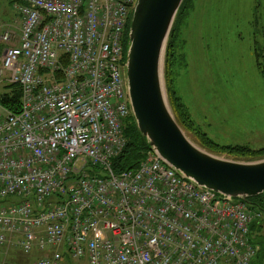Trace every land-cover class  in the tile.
Masks as SVG:
<instances>
[{"label":"built area","instance_id":"obj_1","mask_svg":"<svg viewBox=\"0 0 264 264\" xmlns=\"http://www.w3.org/2000/svg\"><path fill=\"white\" fill-rule=\"evenodd\" d=\"M137 0H16L22 19L0 44V248L35 264H253L248 204L198 187L152 149L137 169L112 159L132 113L124 43Z\"/></svg>","mask_w":264,"mask_h":264},{"label":"rangeland","instance_id":"obj_2","mask_svg":"<svg viewBox=\"0 0 264 264\" xmlns=\"http://www.w3.org/2000/svg\"><path fill=\"white\" fill-rule=\"evenodd\" d=\"M15 1L0 0V35L12 31L10 29L13 28L9 25L17 16L21 18L14 9ZM188 2V7L179 18L176 30L178 34L173 43V88L195 126L219 146L264 148V0ZM10 45L13 43L0 44V55ZM182 51L185 57L181 61L178 54ZM165 82L167 87L166 63ZM7 85V81L0 84V93L8 91ZM167 94L176 117L168 90ZM182 127L187 136L201 146L197 128L190 130ZM202 148L230 159H260H245ZM14 201L16 199L13 197L0 199V206ZM252 213L256 219H260L257 208ZM1 249L8 250V255L1 264H35L39 257L37 252L27 254L21 251L13 242ZM257 252L258 247L253 264L258 262ZM11 253L15 257L9 260ZM62 262L89 264L86 257L77 259L68 253H64Z\"/></svg>","mask_w":264,"mask_h":264},{"label":"water","instance_id":"obj_3","mask_svg":"<svg viewBox=\"0 0 264 264\" xmlns=\"http://www.w3.org/2000/svg\"><path fill=\"white\" fill-rule=\"evenodd\" d=\"M185 0H137L125 59L128 96L149 149L198 187L242 200L264 194V158L220 157L194 143L176 119L165 82L170 35Z\"/></svg>","mask_w":264,"mask_h":264},{"label":"trees","instance_id":"obj_4","mask_svg":"<svg viewBox=\"0 0 264 264\" xmlns=\"http://www.w3.org/2000/svg\"><path fill=\"white\" fill-rule=\"evenodd\" d=\"M188 0H185L181 10L177 16L175 24L173 26L170 39L168 42L166 53V77H167V90L169 93L170 101L173 109L176 113V117L181 126L188 129L196 130V126L189 113L186 110L181 98L177 95L176 90L172 85L171 78V66L174 57L173 43L175 38L176 29L175 26L183 13V10L188 7ZM133 13V12H132ZM132 13L129 17L124 43V61L126 59L127 48L129 44V28L131 25ZM8 91L0 93V103L10 112L19 113L22 109V90L18 84H10L6 86ZM197 134L202 142L201 146L209 151H222L235 155L245 159L264 158V148L252 149L247 146H219L214 140H212L206 133L201 132L197 128ZM124 136L126 139V146L124 150L116 157L112 159V168L114 172L119 173L125 170L137 169L140 162L143 160L147 150L150 148L147 139L143 136L137 122L131 114L125 119L124 122ZM249 209H258L260 219L255 218L250 227V239L251 242L258 247L257 257L258 262L254 264H264V194L251 197L247 201ZM255 234V235H253Z\"/></svg>","mask_w":264,"mask_h":264},{"label":"crops","instance_id":"obj_5","mask_svg":"<svg viewBox=\"0 0 264 264\" xmlns=\"http://www.w3.org/2000/svg\"><path fill=\"white\" fill-rule=\"evenodd\" d=\"M21 21H22V19L17 16V18H14V22L11 25H9L10 27L13 28V29H10V30H12V32L16 36V40H15L14 44H17L18 43L17 41L19 40V37H20V34H21V25H22V22ZM1 28H0V30H1ZM7 255H8V250L7 251H4V249H0V259H1L0 262H2V260ZM13 257H15V256H13L12 253H11V255L9 256V260H11ZM11 263H13V262H11Z\"/></svg>","mask_w":264,"mask_h":264},{"label":"flooded vegetation","instance_id":"obj_6","mask_svg":"<svg viewBox=\"0 0 264 264\" xmlns=\"http://www.w3.org/2000/svg\"><path fill=\"white\" fill-rule=\"evenodd\" d=\"M191 4H192V3H191ZM179 22H180V21L178 20V22H177V24H176V26H175V29H176V30H177V26H178ZM188 23H189V22H187V25H188V27H189L190 24H188ZM177 34H178V33H175V37L177 36ZM183 41H184V43H186V40H183ZM185 45H186V44H185ZM187 46H189L188 43H187ZM173 50H174V48H173ZM184 55H185V54H184V51H182L181 53H179V54H178V58H179V60H181V59L184 60V57H185ZM182 60H181V61H182ZM200 131H201V130H200ZM201 132H203V131H201ZM203 133H205V132H203Z\"/></svg>","mask_w":264,"mask_h":264}]
</instances>
